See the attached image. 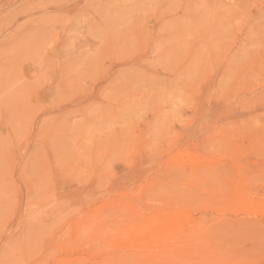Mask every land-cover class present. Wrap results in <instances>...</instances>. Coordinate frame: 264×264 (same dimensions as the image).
I'll use <instances>...</instances> for the list:
<instances>
[{
    "label": "rangeland",
    "instance_id": "374dc122",
    "mask_svg": "<svg viewBox=\"0 0 264 264\" xmlns=\"http://www.w3.org/2000/svg\"><path fill=\"white\" fill-rule=\"evenodd\" d=\"M0 87V264H264V0H0Z\"/></svg>",
    "mask_w": 264,
    "mask_h": 264
},
{
    "label": "bare ground",
    "instance_id": "6f19581e",
    "mask_svg": "<svg viewBox=\"0 0 264 264\" xmlns=\"http://www.w3.org/2000/svg\"><path fill=\"white\" fill-rule=\"evenodd\" d=\"M230 18V17H229ZM254 21V20H253ZM249 25V24H248ZM209 30V29H208ZM214 30V29H213ZM184 31V30H183ZM212 33V32H211ZM177 38V37H176ZM148 44V43H147ZM185 44V43H184ZM215 45V44H214ZM181 46V45H180ZM185 50V49H184ZM183 50V51H184ZM166 51V50H165ZM168 53V52H167ZM167 55V54H166ZM169 57V56H168ZM165 58V57H164ZM167 59H169V58H167ZM169 61V60H168ZM170 62V61H169ZM161 63V62H160ZM164 63V62H163ZM10 69V68H9ZM8 69V70H9ZM7 71V70H6ZM170 72V71H169ZM4 76V75H3ZM9 78V77H8ZM12 79V78H11ZM39 79V78H38ZM2 81V80H1ZM1 88V87H0ZM16 91V90H15ZM19 92V91H18ZM262 93V92H261ZM5 95V94H4ZM19 95V94H18ZM6 96H8V94L6 95ZM24 96V95H23ZM20 98V97H19ZM32 114V113H31ZM94 115V114H93ZM175 115V114H174ZM14 120V119H13ZM6 121V120H5ZM21 122V121H20ZM18 123V122H17ZM45 126V125H44ZM22 127V126H21ZM11 129V128H10ZM149 130V129H148ZM92 134V133H91ZM89 135V134H88ZM3 140V139H2ZM89 140V139H88ZM50 141V140H49ZM7 143H5V145H6ZM7 146V145H6ZM14 147V146H13ZM5 149V148H4ZM8 149V148H7ZM149 149V148H148ZM36 153V152H35ZM3 154V153H2ZM17 156V155H16ZM57 159V158H56ZM72 161V160H71ZM56 162V161H55ZM46 164V163H45ZM2 171V170H1ZM28 176V175H27ZM77 180V179H76ZM73 182V181H72ZM37 183V182H36ZM9 191V190H8ZM11 193V192H10ZM9 197V196H8ZM10 198V197H9ZM8 199V198H7ZM6 199V200H7ZM39 200V199H38ZM75 212V211H74ZM78 214V213H77ZM77 217V216H76ZM176 217V216H175ZM26 219V218H25ZM170 220V219H169ZM169 220L168 221H165V223L166 222H169ZM187 221V220H186ZM162 224H163V222H162ZM190 226V225H189ZM172 227V226H171ZM188 227V226H187ZM204 227V226H203ZM183 228V227H182ZM198 228V227H197ZM57 229V228H56ZM131 230V229H130ZM109 232V231H108ZM125 232V231H124ZM139 233H141V232H139ZM208 234V233H207ZM112 235V234H111ZM184 235V234H183ZM132 236V235H131ZM234 236V235H233ZM124 237V236H123ZM213 237V236H212ZM179 238V237H178ZM192 238V237H191ZM239 238V237H238ZM159 240V239H158ZM208 240H210V239H208ZM212 240V239H211ZM156 241V240H155ZM196 241V240H195ZM194 241V242H195ZM206 241V240H205ZM100 242V241H99ZM212 242H213V240H212ZM221 242V241H220ZM97 243V242H96ZM211 244V243H210ZM252 244H253V242H252ZM203 245H204V243H203ZM181 246V245H180ZM215 246V245H214ZM233 247V246H232ZM221 248V247H220ZM84 249V248H83ZM148 251H150V250H148ZM208 252V251H207ZM237 252V251H236ZM212 253V252H211ZM227 253V252H226ZM145 254V253H144ZM160 255V254H159ZM215 255V254H214ZM233 255V254H232ZM155 257V256H154ZM179 257V256H178ZM192 257V256H191ZM36 258V257H35ZM112 258V257H111ZM143 258V257H142ZM153 258V257H152ZM162 258V257H161ZM113 260L115 259V258H112ZM107 260V259H106ZM106 260H104V262L106 261ZM112 260V261H113ZM116 262H117V257H116ZM114 260V261H115ZM153 260V259H152ZM161 260V259H160ZM18 261V260H17ZM90 261V260H89ZM112 261H109V264H110V262H112ZM114 261L112 262V263H114ZM118 261H120V260H118ZM149 261V260H148ZM107 262V261H106ZM105 262V263H106ZM197 263H199V262H197ZM223 263V262H222ZM24 264V263H23ZM102 264V263H101ZM121 264H122V262H121ZM155 264V263H154Z\"/></svg>",
    "mask_w": 264,
    "mask_h": 264
}]
</instances>
